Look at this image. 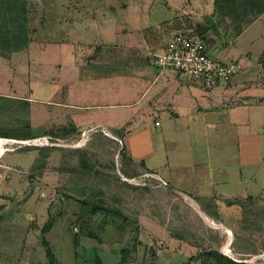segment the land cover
<instances>
[{"label":"rangeland","instance_id":"obj_1","mask_svg":"<svg viewBox=\"0 0 264 264\" xmlns=\"http://www.w3.org/2000/svg\"><path fill=\"white\" fill-rule=\"evenodd\" d=\"M19 1L28 7L31 41L23 51L0 56V96L12 99L0 110V131L21 133L30 128L37 137H50L49 146L58 150L45 157L39 148L44 146L31 145L25 151L29 145L16 142L20 139L0 138L7 141L0 154V264H47L43 239L60 264H203L210 250L237 262L264 264V105L251 104V125L241 124L239 116L227 111H210L204 119L196 114L194 125H200L195 131L180 126L175 133L165 123L168 143L154 137L159 163L148 162L164 172L161 165L167 156L184 164L224 161L231 189L239 170L246 178L252 195L243 198L199 200L161 177L164 185L160 175L141 166L138 175L128 177L123 171L127 148L118 134L100 126L81 131L105 119L116 126L113 123L124 118L120 113L131 108L112 105L139 94L124 87L120 77L94 80L101 68L88 65V58L99 64H129L140 47L141 57L156 68L152 58L148 61L149 52L170 34L209 25L213 29L204 37L215 48L217 41L221 43L219 53L250 49L257 57L262 55L264 21L249 23L250 30L241 36L227 34L233 14L217 9L216 0ZM23 100L30 104L26 107ZM18 101L24 109L12 106ZM77 112L84 115L80 131L64 139L48 134L70 130ZM131 119L137 128L147 120L136 112ZM249 130L263 137V160L244 168L238 162V137ZM84 201L118 210L117 224L101 229L102 218L90 215L89 209L84 212ZM203 205H209L208 210ZM123 249L128 251L126 263L121 262Z\"/></svg>","mask_w":264,"mask_h":264},{"label":"crops","instance_id":"obj_2","mask_svg":"<svg viewBox=\"0 0 264 264\" xmlns=\"http://www.w3.org/2000/svg\"><path fill=\"white\" fill-rule=\"evenodd\" d=\"M251 20L252 18L250 17L241 24L239 22H230V29L227 34L231 32L240 33V36L243 33L246 34L250 30L248 29L249 26H253L259 20L264 21V13ZM249 23L251 24L249 25ZM244 28L246 29L244 30ZM211 29H213L212 25L206 27L203 35L209 33ZM263 37L264 35L261 37L262 40H264ZM205 39L209 51L214 56L226 62L236 61L240 65L239 72L230 82L221 85L213 92L205 93L208 96L201 95L198 87L203 88L193 79L180 78L171 69L162 71L157 67L152 68L141 57L140 47L135 48L137 56L129 64L126 62L123 63L124 61L99 64L97 61L95 63L91 57L88 58V65L93 64L96 68H101V72L97 69L94 80L103 78L108 81L112 77H120L123 79L124 87L129 85V89L137 90L139 94L132 101L112 105L119 108H131V112L129 113H120L124 118L116 124L113 123L116 126L112 127L110 120L105 119L101 124L81 131L97 129V126H100L109 133L118 134L127 148L128 155L135 162L142 161L145 169L156 172L160 177L167 179L173 189L182 194L192 195L204 201L213 198L231 199L248 197V195L252 194L249 192L247 180L241 174V170L238 172L240 175L236 174L237 179L232 182L234 189L230 188L231 180L227 175V164L224 161L202 160L201 162L184 164V162H177L178 159L175 157L174 161H172L167 156L168 152H166V160L161 165L165 168L164 172L160 171V167L157 168L158 170L155 169L157 164H148L149 161H157L156 163H159L158 158L160 155L155 148L154 137H159L167 145L168 140L165 136V133L169 131L167 128L172 129L175 133H178L180 126L189 129V131H195L194 128L199 127L200 124L197 127L194 125L195 121H197L194 116L196 114L201 115V119H204L205 114L210 111H218L221 113L227 111L231 117L239 116L241 124L251 125L253 122L252 106H254L251 104L254 103L258 106L264 105V41L261 48L262 55L260 54L261 56L258 55L255 57V54L250 49L233 50L231 54L225 49L219 53L218 49L221 43L217 41L215 48L209 43L210 39ZM254 40L252 38L251 44H254ZM102 49L100 50L101 52L103 51ZM153 52H149L150 55L147 57L148 61L152 57ZM214 52L218 54H214ZM114 70L117 73L113 72ZM255 88H257V91H253ZM135 112L139 114V117L147 119L138 128L137 126L134 127V121L131 119V116ZM72 120L71 123L80 131V125L84 122L83 113H75L74 117L72 115ZM156 121L160 122L159 126L154 125ZM165 123L168 125L166 131L164 129ZM197 123L200 122L198 121ZM112 128L113 130H110ZM159 129H161L160 132ZM238 142L239 165L244 168L261 165L263 160L262 135L259 133L256 134L253 130H249L246 133L239 134ZM195 153L196 151H194ZM220 174L222 178H220ZM238 184L243 187H237Z\"/></svg>","mask_w":264,"mask_h":264},{"label":"trees","instance_id":"obj_3","mask_svg":"<svg viewBox=\"0 0 264 264\" xmlns=\"http://www.w3.org/2000/svg\"><path fill=\"white\" fill-rule=\"evenodd\" d=\"M18 0H0V56L2 57H9L11 54L15 52H20L25 50L30 41H31V34L30 29L27 24H29L28 19V7L25 1H19ZM216 7L221 12L226 14H233V22H237L240 20H243L245 17L254 15L256 13L262 14L264 13V0H216ZM166 41L159 46L155 51L160 50ZM9 100L8 97L0 96V110H4L3 102H7ZM15 102L12 103V106L15 105L16 108H22L19 103ZM29 100H23V104L26 105V107L30 104ZM11 109L12 107H8ZM71 129H59L57 132H50L48 134H51L53 138H59L64 139L67 138V136L71 133V131H77V128L72 124ZM73 132V133H75ZM39 134L34 133L29 130H26L21 133L16 132H10L8 130L0 131V138H11V139H20V140H28L37 137ZM28 147L25 149V151L31 150L32 146H26ZM23 148V147H21ZM40 151L43 155L48 156L49 153L58 150V147L55 146H44L39 147ZM23 151V150H22ZM128 163H126L123 166L124 174L128 177L136 176L138 175L139 171L138 168L141 166L143 167L144 163L142 161L135 162L129 155H127ZM152 172V171H150ZM156 173V172H152ZM127 186H130L126 184ZM135 188V187H132ZM102 193L103 191H99ZM101 201V200H100ZM84 204L86 208L84 209V212H88L90 215L94 217H100L102 218V225L100 226L101 229H104L106 225H116L117 219L114 217L117 214L118 210H113L110 205H103L95 201H84ZM209 205H203L205 210H208ZM209 212V211H208ZM86 226V225H85ZM120 227H124L123 225H119ZM47 228H43V231H46ZM86 230V229H85ZM87 235L90 237H95L93 233H88L86 231ZM98 239V236H96ZM43 244L46 246V255L48 258L47 264H60L58 261V258L53 251L52 247L50 246V243L48 240L43 239ZM124 256L122 258V263L128 262V251L123 249L122 250ZM203 264H250V263H241L237 262L236 260L224 255L218 250H210L205 254L204 262Z\"/></svg>","mask_w":264,"mask_h":264},{"label":"built area","instance_id":"obj_4","mask_svg":"<svg viewBox=\"0 0 264 264\" xmlns=\"http://www.w3.org/2000/svg\"><path fill=\"white\" fill-rule=\"evenodd\" d=\"M153 63L162 71L171 69L180 78L196 81L207 92H213L230 82L240 70L236 61L226 62L214 56L203 34L197 30H178L170 34L164 46L152 54ZM155 126L160 122L156 121ZM26 145H51L50 137L16 141ZM164 185L167 182L159 177Z\"/></svg>","mask_w":264,"mask_h":264},{"label":"bare ground","instance_id":"obj_5","mask_svg":"<svg viewBox=\"0 0 264 264\" xmlns=\"http://www.w3.org/2000/svg\"><path fill=\"white\" fill-rule=\"evenodd\" d=\"M3 144H7V141H3V140H0V154H3L5 151H4V149H3ZM30 177H32V176H30ZM162 183V182H161ZM227 233L229 234V235H231V230H227ZM226 248V250H228L229 251V245L227 246V247H225Z\"/></svg>","mask_w":264,"mask_h":264},{"label":"water","instance_id":"obj_6","mask_svg":"<svg viewBox=\"0 0 264 264\" xmlns=\"http://www.w3.org/2000/svg\"><path fill=\"white\" fill-rule=\"evenodd\" d=\"M200 34H203L204 33V29L203 30H201V31H199V30H197Z\"/></svg>","mask_w":264,"mask_h":264}]
</instances>
